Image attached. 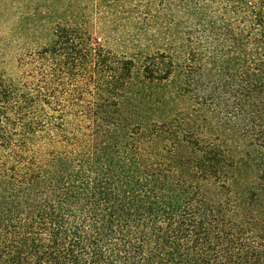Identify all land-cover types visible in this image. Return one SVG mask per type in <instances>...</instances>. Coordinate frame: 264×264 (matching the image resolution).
<instances>
[{
  "label": "trees",
  "instance_id": "16d2710c",
  "mask_svg": "<svg viewBox=\"0 0 264 264\" xmlns=\"http://www.w3.org/2000/svg\"><path fill=\"white\" fill-rule=\"evenodd\" d=\"M0 264H264V0H0Z\"/></svg>",
  "mask_w": 264,
  "mask_h": 264
}]
</instances>
